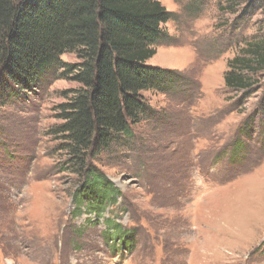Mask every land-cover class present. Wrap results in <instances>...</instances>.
Returning a JSON list of instances; mask_svg holds the SVG:
<instances>
[{
    "label": "rangeland",
    "instance_id": "obj_1",
    "mask_svg": "<svg viewBox=\"0 0 264 264\" xmlns=\"http://www.w3.org/2000/svg\"><path fill=\"white\" fill-rule=\"evenodd\" d=\"M159 1L172 18L147 63L194 88L143 93L154 117L93 160L117 190L101 209L76 210L85 177L50 134L57 105L79 85L57 77L59 68L0 107V264H264V118L238 167L218 162L264 107V69L230 66L264 42V0ZM232 68L252 76L250 88L225 85Z\"/></svg>",
    "mask_w": 264,
    "mask_h": 264
},
{
    "label": "trees",
    "instance_id": "obj_2",
    "mask_svg": "<svg viewBox=\"0 0 264 264\" xmlns=\"http://www.w3.org/2000/svg\"><path fill=\"white\" fill-rule=\"evenodd\" d=\"M171 18L159 0H0V107L23 98L41 77L59 68L57 77L79 85L57 105L61 123L50 133L61 139L57 150L66 151L70 170L85 177L87 197L72 198L77 211L84 203L98 211L103 199L116 198V188L93 160L100 152L113 153V143L132 140L141 119L154 117L143 93L178 96L194 85L181 74L147 63L165 35L162 25ZM67 52L78 61L63 63L60 57ZM232 61L230 66L257 74L264 69V42L248 44L246 54ZM252 82V76L233 68L224 77L234 90H246ZM258 112L235 133L229 154L218 162L238 167L236 158L252 148L264 107ZM89 200L95 203L85 202Z\"/></svg>",
    "mask_w": 264,
    "mask_h": 264
}]
</instances>
